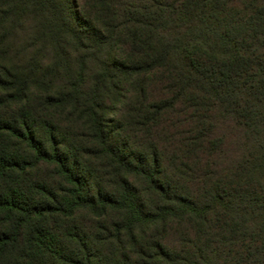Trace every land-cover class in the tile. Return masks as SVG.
Returning <instances> with one entry per match:
<instances>
[{
    "label": "trees",
    "instance_id": "obj_1",
    "mask_svg": "<svg viewBox=\"0 0 264 264\" xmlns=\"http://www.w3.org/2000/svg\"><path fill=\"white\" fill-rule=\"evenodd\" d=\"M0 264H264V0H0Z\"/></svg>",
    "mask_w": 264,
    "mask_h": 264
}]
</instances>
